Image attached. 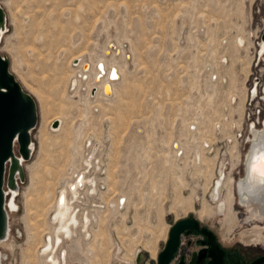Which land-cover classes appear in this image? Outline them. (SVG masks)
<instances>
[{
  "label": "rangeland",
  "instance_id": "rangeland-1",
  "mask_svg": "<svg viewBox=\"0 0 264 264\" xmlns=\"http://www.w3.org/2000/svg\"><path fill=\"white\" fill-rule=\"evenodd\" d=\"M249 2L0 0L7 24L0 52L38 112L34 150L9 217L14 248L0 246V264H27V255L37 253L30 233L36 214L43 219L39 236L47 227L54 234L50 218L58 191L87 169L92 143L98 146L91 161L96 169L86 175L97 181L98 192L76 205L79 218L88 211L91 221L64 239L65 264H157L173 224L189 217L210 227L224 245L264 248V222L257 223L261 240H245L255 227L246 222V209L230 203L218 216L209 192L222 165L229 187L233 177L244 175L235 134L247 103L251 26L259 18ZM100 60L119 76L114 95L100 96L102 106H95L97 98L87 92L94 73L86 74L83 64L92 68ZM80 65L86 80L76 75ZM56 116L62 126L54 132L49 121ZM204 206L210 212L200 218Z\"/></svg>",
  "mask_w": 264,
  "mask_h": 264
},
{
  "label": "bare ground",
  "instance_id": "bare-ground-1",
  "mask_svg": "<svg viewBox=\"0 0 264 264\" xmlns=\"http://www.w3.org/2000/svg\"><path fill=\"white\" fill-rule=\"evenodd\" d=\"M256 1L257 0H250L249 3L253 4V3H256ZM0 6H2L1 3H0ZM3 9H4V7H3ZM4 11H5V9H4ZM250 12L251 11H249V14H250ZM250 16H251V14H250ZM5 18H6V16H5ZM254 19H255V17H254ZM255 24H256V22L253 20V23L251 26V31H250L251 44L250 45L248 44L250 61H252V46H253L252 36L256 32V30L260 27L259 24H257V26ZM6 30H7V24L4 23V26H2V28L0 29V41L2 40L3 35L6 32ZM246 44H247V40H246ZM75 61H74V63H75ZM75 64H77V65L80 64V59H78V63H75ZM86 64H87V66L85 68L83 67V70L86 72V74L94 73L93 79L95 80L94 88L92 89V87L90 86L89 90L87 91L88 95H90V93H91L92 96H95L97 98V102L94 104L95 106H102L100 101L98 100V98H100V96L106 98V97H112L114 95V93H115L114 82L118 79V76H119L118 72L115 69H113L115 76H109L111 70H108V67H107L106 63L104 62V60H100L97 63H93L92 68H91L90 63H86ZM250 66H251V64H250ZM76 69H78V71L76 72V75L77 74H79V75L84 74V72L81 70L82 65L77 66ZM87 71H89V72H87ZM249 72H250V67H249ZM74 76H75V74L71 75V78ZM82 78L84 80H86L88 78V76L83 75ZM96 79H98V80L96 81ZM80 82H81V80L79 81V87H80ZM23 84H24V86L26 85V83L24 81H23ZM77 85H78V80L73 79L71 86L75 88V87H77ZM26 86L28 87V85H26ZM30 91H33V90H30ZM94 93H95V95H94ZM247 93L248 92L246 91V94ZM89 103H90V100H89ZM93 103L94 102H92L90 105L88 104L89 105L88 109H90L89 111H91V109H93L92 108ZM54 120H59V125L56 128H53L51 125V129L54 130V132H57L58 130H60V128L62 126V120L59 118V116H56V117L52 118L49 122L51 123ZM242 120H243V117H242ZM242 120L239 123V128L241 126ZM254 135L249 136V142L251 144H249L248 149L246 151L242 150L243 143L236 135L237 144H238V140H240L239 141V150L237 152V154H239L237 164H238V166L242 165V169H243V171H245V176L237 182V195H238V199H239V204L242 207H245L246 211L249 213V217H253L254 219H264V174H262V171H264V169H262L261 159H260L262 156H264V142H263V145L260 147V149H257V146L255 145L257 142L253 141ZM97 141L100 143V146H101L102 141H100V140H97ZM89 143H91V141ZM92 146L91 147L93 148V151H92L89 159L87 160V165H88L86 167L87 169H90L91 167H93V165H95L93 167V169H96V163L93 162L94 163L93 164L91 161H92V158L94 157V154L98 150V146H97V143H95V144L92 143ZM100 146H99V148H100ZM174 146L178 147L177 144H175ZM206 146H208V145L206 144ZM30 149H31V154H32L33 150H34L33 142H31V144H30ZM206 159H208V158H206ZM19 160L22 163V165H24L25 161L22 159L21 156H19ZM96 162H98V160ZM214 166H216V165H214ZM222 167L220 168V173L216 174L214 182L212 180L213 185H212V183L210 184L212 186L211 189H210V187L208 188V190L210 189L209 192H210V196L212 198L211 201H213L214 204H216V203L218 204L217 211L219 214H223L224 210H225V202L223 200H221L220 198H221V193H222V189L224 186V182L226 181V176H227L226 171H224V169H226V164L222 165ZM238 168L239 167H237V170H239ZM87 169H84V170L82 169L83 171L80 170L79 173H76L75 179L66 181L65 186L58 191V198H56L57 199L56 209L51 214L53 217L50 215L51 216L50 222L52 223V225H54V228H55L54 234H52L53 228L47 227L41 233L42 236H39L38 230L42 227L40 223H42V221H43L42 216L40 214H38V215L36 214V219H35L36 221L30 223L32 225V229L35 231L34 233L30 232V233H32V238H34L36 241H38V239H39V241L38 242L35 241V243H34L30 239V241L32 243H34V245L32 244L33 246L31 248L37 249V251H36L37 253L35 255L34 254L27 255V256H29V258H31V259L28 258L25 260V262L27 264H31L32 258L38 259L37 262H35L33 260L34 261L33 264H65L67 251L64 249L60 250L62 244L64 243V239L65 238H71L73 236L74 232L76 231V227L78 225L85 228L84 230L88 229L89 222L91 221V218L87 217L88 211L87 212L84 211L82 218L80 217L81 218L80 219L78 211H80L81 209H80V207L76 206L77 204H79L82 201L81 198L86 193H87V195H90V194H96L98 192L97 181L95 182V179L93 177L88 178V176L86 175V173L88 171ZM79 189H80V191H79ZM86 190H87V192H85ZM17 194H19L18 187H15L13 189L9 188V192L7 194V199L5 200V210H6V213L8 216L7 232H6L5 237L0 240V246H3V244L9 240V237L11 235L9 217H10L11 211L12 210L15 211L18 207L17 203H16ZM125 201H126V197L122 196L120 198L119 207L120 206L123 207L125 204ZM110 207L115 208L116 203H110ZM204 211L210 212V208L208 209V207H205L203 209V212ZM98 212H99V210H96L94 213L91 214V217L93 216L92 219H95V220H96V218L98 219V216L96 215ZM189 218H195L196 220H198V218H196V217H189ZM198 222H200V221L198 220ZM27 223H28V221H27ZM86 234L89 235V233H86ZM44 235H46L45 239H43ZM30 236H31V234H30ZM30 236H28V237H30ZM181 236H182V233L179 234V241L181 239ZM30 241L27 243H31ZM76 242L78 243L77 245H79V246L82 245V244H80L81 243L80 241H76ZM94 242L95 241H93V243ZM35 249L33 250V252H35ZM59 250H60V255H58ZM88 250L94 251V248L89 245ZM38 252H39V256H38ZM46 257H47V259H46ZM3 258H5V254H4V251H2L0 249V260H3ZM45 262H47V263H45ZM168 264H170V261Z\"/></svg>",
  "mask_w": 264,
  "mask_h": 264
},
{
  "label": "water",
  "instance_id": "water-1",
  "mask_svg": "<svg viewBox=\"0 0 264 264\" xmlns=\"http://www.w3.org/2000/svg\"><path fill=\"white\" fill-rule=\"evenodd\" d=\"M4 23L5 11L0 6V29ZM75 63H78V60ZM86 66V63L83 64L84 68ZM109 76H115L113 69ZM37 121L38 112L34 97L23 88L11 71L8 58L0 52V240L6 235L8 223L5 210L7 195L4 193L3 185L6 184L8 188L13 189L18 187V181L24 179L23 165L19 156L24 161L30 158L31 131ZM58 125L59 120L52 122V127ZM15 146H17V154L14 151ZM198 228L199 222L195 218L181 219L173 224L165 246L158 253L157 264L169 263L178 247L180 233L186 229ZM201 231L205 232L204 229Z\"/></svg>",
  "mask_w": 264,
  "mask_h": 264
},
{
  "label": "flooded vegetation",
  "instance_id": "flooded-vegetation-1",
  "mask_svg": "<svg viewBox=\"0 0 264 264\" xmlns=\"http://www.w3.org/2000/svg\"><path fill=\"white\" fill-rule=\"evenodd\" d=\"M253 141L257 142L256 135H254ZM244 176L245 171L243 177ZM239 180L233 177L230 187L228 184L226 185L227 180L224 182L222 189L223 194L220 199H223L225 202V207L230 203L239 204L237 195V182ZM227 192L229 194H227ZM202 213L200 211L198 214L200 218H204L203 216L208 212L205 213V211H202ZM216 215L220 216L224 215V213L219 214L217 212ZM246 218H248V220ZM245 220L246 222L252 221L255 223L254 228L246 231L245 236H247V238H245V240L250 241L252 238L261 240L262 226L257 223H263L264 219H254L253 217H249V213L246 211ZM202 229H204L205 232H202ZM208 232L212 235H209L210 233ZM3 246L4 248L13 251L14 243L12 241H7ZM157 254L158 252L155 256H157ZM170 264H264V248L257 245L250 246L242 243H239L238 245H224L210 227L199 222L198 229H186L182 232L181 239L176 251L173 253Z\"/></svg>",
  "mask_w": 264,
  "mask_h": 264
},
{
  "label": "built area",
  "instance_id": "built-area-1",
  "mask_svg": "<svg viewBox=\"0 0 264 264\" xmlns=\"http://www.w3.org/2000/svg\"><path fill=\"white\" fill-rule=\"evenodd\" d=\"M253 10L256 16H259L255 25L259 24L260 27L253 35L252 61L246 80L249 82V87L246 89L247 103L243 110L244 117L241 126L236 133L243 143L242 150L244 151L251 144L250 135H256L257 149H260L264 142V0H257ZM15 179L17 180V176ZM3 190L7 195L9 188L6 184L3 185Z\"/></svg>",
  "mask_w": 264,
  "mask_h": 264
},
{
  "label": "snow or ice",
  "instance_id": "snow-or-ice-1",
  "mask_svg": "<svg viewBox=\"0 0 264 264\" xmlns=\"http://www.w3.org/2000/svg\"><path fill=\"white\" fill-rule=\"evenodd\" d=\"M260 159H261L262 169H264V156H262ZM262 174H264V171H262Z\"/></svg>",
  "mask_w": 264,
  "mask_h": 264
}]
</instances>
